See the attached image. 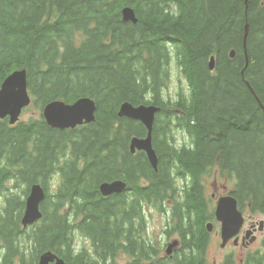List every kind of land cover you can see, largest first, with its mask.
Returning <instances> with one entry per match:
<instances>
[{"label":"trees","instance_id":"obj_1","mask_svg":"<svg viewBox=\"0 0 264 264\" xmlns=\"http://www.w3.org/2000/svg\"><path fill=\"white\" fill-rule=\"evenodd\" d=\"M123 7L133 8L136 24L121 20ZM172 63L186 87L166 101ZM21 68L37 117L0 121V264H36L47 251L67 264H115L121 250L127 264H170L152 247L135 248L148 242L136 237L147 214L165 205L182 240L173 264H208L206 223L214 216L204 183L226 168L264 214V0H0V85ZM80 95L95 100L94 123L65 131L45 123V104ZM123 102L161 107L152 133L157 172L128 151L146 130L117 117ZM160 123L169 130L158 131ZM115 179L127 183L125 192L102 197L99 184ZM33 184L46 197L41 221L27 232L20 219Z\"/></svg>","mask_w":264,"mask_h":264},{"label":"water","instance_id":"obj_2","mask_svg":"<svg viewBox=\"0 0 264 264\" xmlns=\"http://www.w3.org/2000/svg\"><path fill=\"white\" fill-rule=\"evenodd\" d=\"M124 22L136 24L134 12L130 8H124L121 12ZM233 57V54H231ZM213 60V58H212ZM214 69V62H210L209 70ZM30 103L27 94L26 70H17L10 74L2 83L0 89V117H9V124L14 125L21 113V110ZM158 109L153 106H133L123 103L117 115L119 118H128L139 121L147 129L146 138H133L130 143V151L135 150L146 153L152 168L156 170L157 158L151 144V133L154 115ZM96 105L89 98H81L73 104L63 102H52L45 106L43 116L49 126L55 129H74L84 123L95 121ZM125 189V184L120 181L103 183L100 192L103 196L113 193H121ZM45 193L40 185L30 187L29 195L25 201V208L22 217V224L26 227L41 218L39 204L44 200ZM216 218L222 223V239L234 236L241 225V216L236 209V201L230 197H222L218 200ZM169 253V250H168ZM54 259L50 254L40 257L39 264H48ZM56 264H65L62 260H57Z\"/></svg>","mask_w":264,"mask_h":264},{"label":"rangeland","instance_id":"obj_3","mask_svg":"<svg viewBox=\"0 0 264 264\" xmlns=\"http://www.w3.org/2000/svg\"><path fill=\"white\" fill-rule=\"evenodd\" d=\"M246 1V0H245ZM248 33V25L244 26V32L242 36V51L244 56V67L247 65L248 60V48H247V42L246 37ZM169 87L166 89L167 96H170V98H174L176 93L179 92L180 88L186 87V84L180 79L179 75L173 76L172 83L168 84ZM168 113H171L168 111ZM37 111L35 109L27 110L23 113V115L20 117V122L25 123L28 119L36 117ZM162 122V118L160 119ZM162 123L158 126V131L166 132L169 130V128H165L161 126ZM174 131V128H173ZM210 182H208V189H206L207 192V199L209 201V208L208 203H206L207 209L211 212L213 206H214V198H212L213 194H221L223 190H217L215 188V183L210 178ZM51 181V180H50ZM49 181V182H50ZM219 183L222 184H228L230 186V190L232 189V184L227 183L224 180H218ZM239 193V192H238ZM206 202V201H205ZM164 206V204H163ZM162 206V209H163ZM118 207V206H117ZM247 206H243L242 210L246 209ZM244 215L249 217L254 222H259L262 217L259 215H252L248 211L243 212ZM164 215L157 213L155 211H152L151 214H148L146 216V219H144L143 227L137 234L139 237L142 235V237L148 238V242L146 246L152 247L153 250L158 249L160 250L157 252V254L161 255L162 250H165L166 245L168 244V241L175 240L174 235L168 234V228H172L170 225L171 223H175L176 221L172 219V213L171 210L169 212H166V220L164 221ZM214 221L215 228L214 231L211 233V235H208V239L206 241L207 244L205 248V255L208 264H223L226 260L230 261L231 264H254L251 261L254 262L255 259L261 254V259L264 262V230L262 232H257L256 234V240L251 241L249 247H242V246H234L232 243L227 244V246L220 247L222 244L220 235H219V226L217 224V221L215 219L211 220ZM36 226V224L34 225ZM143 239V238H142ZM170 241V242H171ZM78 244H83L84 242H81L77 240ZM27 250V249H25ZM189 251V250H188ZM154 259V258H153ZM180 258L177 259V262ZM125 262V258L119 257V264H123ZM113 263V262H112ZM115 263V259H114ZM262 264V263H260Z\"/></svg>","mask_w":264,"mask_h":264},{"label":"flooded vegetation","instance_id":"obj_4","mask_svg":"<svg viewBox=\"0 0 264 264\" xmlns=\"http://www.w3.org/2000/svg\"><path fill=\"white\" fill-rule=\"evenodd\" d=\"M135 155V154H134ZM157 155V154H156ZM132 157H136V156H132ZM143 157L146 158V156L143 155ZM223 188H230V186H223ZM238 201V207L239 210L243 213L246 209L242 210L243 206L245 205L244 201L242 198H236ZM244 225L240 231V233L237 236V240H229V243H232L234 246H242V247H249L251 241H255L256 240V234H257V230H259L257 228V222L252 221L251 219H249V217L244 215ZM264 230V228H263ZM175 236V240H179L180 244L178 245L181 246V241H180V237L177 236V233L174 235ZM138 238H140L138 235L136 236ZM142 241V240H141ZM128 248H134V244L136 243L135 240L133 239L132 235H130V238L128 239ZM174 245H177V243H173ZM21 245V243H20ZM135 248H145V245H139Z\"/></svg>","mask_w":264,"mask_h":264},{"label":"bare ground","instance_id":"obj_5","mask_svg":"<svg viewBox=\"0 0 264 264\" xmlns=\"http://www.w3.org/2000/svg\"><path fill=\"white\" fill-rule=\"evenodd\" d=\"M79 19V18H78ZM7 32V31H6ZM8 41V40H7ZM32 41V40H31ZM7 43V42H6ZM13 50V49H12ZM54 59V58H53ZM56 59V58H55ZM128 63V62H127ZM114 64V63H113ZM133 64V63H132ZM21 66V65H20ZM104 66V65H103ZM22 67V66H21ZM251 67V66H250ZM8 69V68H7ZM69 69V68H68ZM17 70V69H16ZM7 73V72H6ZM81 73V72H80ZM116 76V75H115ZM85 77V76H84ZM113 77V76H112ZM106 78V77H105ZM72 79V78H71ZM82 81V80H81ZM102 84V83H101ZM37 85V84H36ZM84 87V86H83ZM92 89V88H91ZM74 90V89H73ZM74 93V92H73ZM83 93V92H82ZM88 93V92H87ZM86 94V93H85ZM77 95V94H76ZM95 95V94H94ZM90 96V95H89ZM80 97H81V95H80ZM73 98H75L74 97V95H73ZM72 98V99H73ZM100 99V98H99ZM76 100V99H75ZM240 101V100H239ZM162 102V101H161ZM140 105V104H139ZM165 108V107H164ZM171 108V107H170ZM172 109V108H171ZM249 114V113H248ZM202 117V116H201ZM108 119V118H107ZM169 119V118H168ZM230 119V118H229ZM248 119V118H247ZM169 121V120H168ZM174 121V120H173ZM171 122V121H170ZM214 122V121H213ZM136 123V122H135ZM130 124V123H129ZM129 126V125H128ZM78 127H80V126H78ZM252 127V126H251ZM132 128V127H131ZM255 128V127H254ZM130 129V128H129ZM253 129V128H252ZM104 130V129H103ZM134 131V130H133ZM132 131V132H133ZM41 133V132H40ZM210 135V134H209ZM211 136V135H210ZM133 137V136H132ZM216 137V136H215ZM57 139V138H56ZM79 139V138H78ZM161 139V138H160ZM199 140V139H198ZM197 141V140H196ZM205 144V143H204ZM2 145V144H1ZM221 145V144H220ZM160 147V146H159ZM53 148V147H52ZM157 148V147H156ZM229 148V147H228ZM256 150V149H255ZM173 151V150H172ZM174 153V152H173ZM82 154V153H81ZM93 155V154H92ZM180 168V167H179ZM171 172V171H170ZM197 172V171H196ZM52 173V172H51ZM198 173V172H197ZM197 175V174H196ZM239 176V175H238ZM192 177V176H191ZM39 180V179H38ZM80 187V186H79ZM167 188V187H166ZM16 203V202H15ZM20 203V202H19ZM14 205V204H13ZM180 209H181V207H180ZM37 264H39V263H37Z\"/></svg>","mask_w":264,"mask_h":264}]
</instances>
